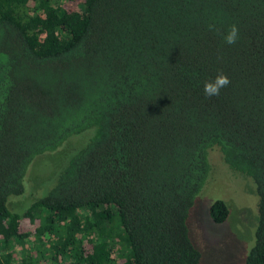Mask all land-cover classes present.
I'll return each mask as SVG.
<instances>
[{
    "label": "trees",
    "instance_id": "trees-1",
    "mask_svg": "<svg viewBox=\"0 0 264 264\" xmlns=\"http://www.w3.org/2000/svg\"><path fill=\"white\" fill-rule=\"evenodd\" d=\"M89 129L13 211L34 158ZM215 151L256 195L239 264H264V0H0V264H199L188 222Z\"/></svg>",
    "mask_w": 264,
    "mask_h": 264
},
{
    "label": "rangeland",
    "instance_id": "rangeland-1",
    "mask_svg": "<svg viewBox=\"0 0 264 264\" xmlns=\"http://www.w3.org/2000/svg\"><path fill=\"white\" fill-rule=\"evenodd\" d=\"M70 6L75 9V3ZM90 130L69 137L55 151L36 156L28 167L25 192L10 197L8 206L20 212L43 196L70 154L85 143L86 131ZM209 157L211 173L191 211L189 235L201 252L199 264H239L253 243L257 222L254 186L248 178L226 168L216 151ZM214 198H222L228 207L229 215L223 223H213L210 219L208 207ZM16 248L20 256V247Z\"/></svg>",
    "mask_w": 264,
    "mask_h": 264
},
{
    "label": "clouds",
    "instance_id": "clouds-1",
    "mask_svg": "<svg viewBox=\"0 0 264 264\" xmlns=\"http://www.w3.org/2000/svg\"><path fill=\"white\" fill-rule=\"evenodd\" d=\"M211 30H215L213 25H209ZM222 39L227 45H234L239 40V29L233 24L230 25L226 32L222 33ZM231 83L228 76L219 72L217 75L210 80H207L203 84V92L206 97L218 96L221 89L227 87Z\"/></svg>",
    "mask_w": 264,
    "mask_h": 264
}]
</instances>
